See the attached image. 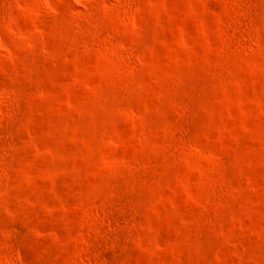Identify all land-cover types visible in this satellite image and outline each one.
<instances>
[{"label":"rangeland","instance_id":"374dc122","mask_svg":"<svg viewBox=\"0 0 264 264\" xmlns=\"http://www.w3.org/2000/svg\"><path fill=\"white\" fill-rule=\"evenodd\" d=\"M0 264H264V0H0Z\"/></svg>","mask_w":264,"mask_h":264}]
</instances>
